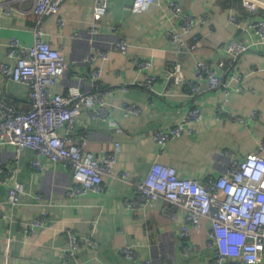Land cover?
Segmentation results:
<instances>
[{
    "label": "crops",
    "instance_id": "obj_1",
    "mask_svg": "<svg viewBox=\"0 0 264 264\" xmlns=\"http://www.w3.org/2000/svg\"><path fill=\"white\" fill-rule=\"evenodd\" d=\"M244 1L156 0L147 10L136 12L135 0H109L107 13L96 19V0H65L60 14L45 18L46 40L71 63L54 93L66 96L78 88L92 94L99 85L113 90L106 97L109 115L95 118L93 110L82 112L76 118L75 134L83 141L81 136H86L85 151L96 158H104L116 142L121 152L111 173L104 176L102 191L69 196L79 184L69 165L43 158L42 168L37 169L32 164L34 150L25 148L15 161V146L0 145V167L5 168L0 179V264H61L71 234L83 238L73 264H144L149 259L161 264H211L216 251L210 246V222L191 229L187 242L199 250L186 254L181 239L185 208L165 199L142 207L126 201L134 199L135 182L146 179L156 162L176 168L181 178L204 182L225 173L231 157L243 160L257 152L264 140V40L251 24L264 21V0H248L256 11L247 9ZM172 3L201 20L188 36L190 43L197 44L192 53L179 52L166 36L168 30H181ZM33 4L34 0H0V62H14L9 57L11 39L34 44L38 16ZM232 15L240 18V25L231 20ZM94 22L96 34L91 31ZM120 40L128 43L126 51L116 47ZM231 40L253 43L254 48L233 58L223 49ZM99 48L109 49L108 58L97 55L89 61V54ZM199 59L216 66L230 84V95L219 89L197 96L191 104L201 108L204 118L195 133L171 141L161 153L156 131L171 130L191 107L172 74L182 69L194 79ZM138 60L152 62L151 69H142ZM220 62L226 66L220 67ZM95 70H101L99 80L92 75ZM236 74L242 80H235ZM150 75L157 77L152 90L144 85ZM168 89L171 93L159 94ZM30 90L0 72V95L6 106L30 110ZM125 103L136 104L142 113L126 115ZM128 173L131 177L123 178ZM13 174L16 179H11ZM15 181L24 187L20 205L9 201ZM37 219L45 224L34 227ZM31 227L34 231L29 233ZM89 239L97 245H90ZM126 246L137 250L136 260L123 255Z\"/></svg>",
    "mask_w": 264,
    "mask_h": 264
},
{
    "label": "built area",
    "instance_id": "obj_2",
    "mask_svg": "<svg viewBox=\"0 0 264 264\" xmlns=\"http://www.w3.org/2000/svg\"><path fill=\"white\" fill-rule=\"evenodd\" d=\"M65 0H34L32 11L38 16L31 46L13 38L9 44V57L14 62H0V72L8 80L22 82L30 87L31 108L19 112L2 102L0 106V145L15 146L18 161L25 148L34 150L33 166L42 168V159L49 158L57 163L69 165L79 184L69 191V196L83 195L89 191L99 192L104 189V176L112 171L121 152L120 142L115 143L114 150L105 153L104 158H96L92 153L86 152L84 142L76 134V118L84 111L93 110L95 118H105L109 115L107 95L113 92L99 85L92 94L74 88L70 95L54 93L60 76L71 67L65 55L53 48L46 40L47 33L44 28L47 16L60 14ZM156 0H135L134 10L141 12L147 10ZM244 5L251 11L255 6L244 1ZM109 9V0H96V19L104 16ZM171 9L176 19L180 20L181 30L171 29L166 36L178 47L179 52L192 53L197 44L190 43L188 36L193 33L201 21L188 13L183 7L172 3ZM10 11V8H8ZM231 20L240 25L238 16H231ZM60 24L65 23L64 18L59 19ZM264 40V21L251 24ZM92 33L97 32V22H94ZM1 32V26H0ZM116 47L126 51L128 43L125 40L117 42ZM254 44L241 40H231L224 44V51L238 58L253 50ZM107 48L96 49L90 53L89 61H94L97 55L108 58ZM144 70H150L152 62L137 61ZM225 67V62L219 63ZM93 77L100 79L101 70H95ZM241 74L234 76L235 80H242ZM157 77L150 75L144 84L152 90ZM172 81L177 86H183L184 96L190 101V109L184 120L171 130H158L155 133L161 153L171 141L185 133H195L197 123L204 118L202 110L194 102L200 94L223 89L230 95L231 87L224 76L211 62L199 59L196 64L195 78L188 79L182 69L172 74ZM125 90L127 88H124ZM172 89L160 92L161 95L171 93ZM96 109L94 110V108ZM126 115H140L142 109L136 104L125 103ZM224 111V109H223ZM222 112V108L219 109ZM257 114V112H256ZM117 126V124H115ZM85 137V138H84ZM5 168L0 167V179ZM130 174L123 178L129 179ZM11 179H16L13 174ZM135 197L126 201L131 206H147L151 202L165 199L176 206L187 210L181 239L185 241L186 254H193L199 250L198 246L187 242L191 237L192 228L202 227L204 221L211 223L210 246L215 249L211 264H264V140L259 143L257 152L248 154L243 160L231 157L230 164L225 173L219 177H210L204 182L194 179L181 178L176 168L156 162L148 177L135 182ZM24 192L23 184L15 181L9 191V201L13 205L22 203ZM39 198V197H38ZM44 220L37 219L34 227L43 226ZM32 226V227H33ZM27 230L29 233L34 228ZM92 246L96 242L89 239ZM83 238L71 234L70 246L62 256L61 264H73L78 251L82 248ZM123 255L136 260L138 252L133 246L122 248ZM81 264V263H78ZM144 264H161L149 259Z\"/></svg>",
    "mask_w": 264,
    "mask_h": 264
}]
</instances>
